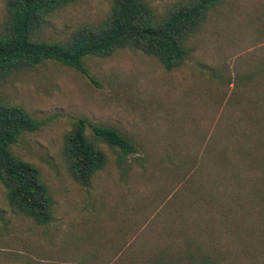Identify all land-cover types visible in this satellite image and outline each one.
<instances>
[{
	"label": "trees",
	"instance_id": "1",
	"mask_svg": "<svg viewBox=\"0 0 264 264\" xmlns=\"http://www.w3.org/2000/svg\"><path fill=\"white\" fill-rule=\"evenodd\" d=\"M75 1L5 0L0 82L47 61L81 70L87 58L109 57L122 49L156 58L166 71L178 69L192 52L190 40L239 0H184L160 16L146 0H111L99 23L76 27L64 42L44 40L46 19ZM257 3L256 20L264 32V0ZM263 39L237 58L233 75L217 71L211 76L229 90L219 101L214 99L207 124L196 123L185 131L188 138L176 148L175 187L165 192L163 205L127 246L133 252L127 260L220 264L221 257L232 254V246L248 259L264 260ZM38 126L22 106L0 100V186L11 209L46 225L54 208L48 188L38 168L12 151ZM62 145L67 172L84 187L108 162L103 147L116 153L120 164L136 152L118 130L82 118L72 123Z\"/></svg>",
	"mask_w": 264,
	"mask_h": 264
},
{
	"label": "rangeland",
	"instance_id": "2",
	"mask_svg": "<svg viewBox=\"0 0 264 264\" xmlns=\"http://www.w3.org/2000/svg\"><path fill=\"white\" fill-rule=\"evenodd\" d=\"M181 1L146 0L157 16ZM110 4L76 0L46 19L42 38L64 42L76 27L103 20ZM236 4L190 40L192 52L178 69L166 71L156 58L122 49L87 58L81 70L47 61L0 82V100L22 106L39 123L12 151L38 168L54 202L51 222L38 225L9 207L0 186V264L134 263L127 246L175 187L177 145L193 124L208 123L214 99L229 90L211 76L233 75L237 58L264 38L257 0ZM4 5L0 0V28ZM78 118L116 129L136 147L121 164L103 147L108 162L86 187L70 177L62 154L63 138ZM239 249L232 246L220 264H264Z\"/></svg>",
	"mask_w": 264,
	"mask_h": 264
}]
</instances>
